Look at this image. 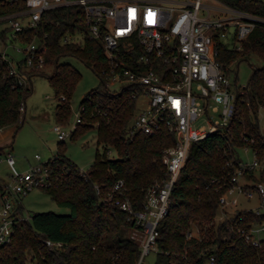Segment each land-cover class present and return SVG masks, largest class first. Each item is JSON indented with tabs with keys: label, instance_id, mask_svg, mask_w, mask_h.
Segmentation results:
<instances>
[{
	"label": "trees",
	"instance_id": "16d2710c",
	"mask_svg": "<svg viewBox=\"0 0 264 264\" xmlns=\"http://www.w3.org/2000/svg\"><path fill=\"white\" fill-rule=\"evenodd\" d=\"M223 1L264 17V0ZM22 7V0H0V12ZM84 26L80 5L57 7L43 13L41 26L29 30L26 39L37 37L45 41L44 66H52L48 78L59 99L55 119L62 127L69 123L70 99L80 73L70 63L60 62V58L75 56L99 73L98 88L80 101L84 106L82 121L70 136L75 139L96 129L97 144L105 149L102 153L97 150L90 167L82 171L66 155L61 140L48 159L51 184L42 188L70 212L36 211L17 222L11 240L0 247V264H135L140 255L139 242L131 238L133 221L103 198L118 179H123L134 207H142L147 188L167 178L162 155L175 142V136L164 127L153 134L127 135L136 99L128 85L119 90L109 88L101 72L110 61L102 43L90 39ZM77 33L81 37L64 40L66 35ZM217 49V59L226 74H234L235 83L241 60L253 57L259 64H252L245 91L238 93L228 125L192 143L172 188L169 213L159 224L155 264H264V237L259 245H253L236 231L237 226L249 230L264 222V212L239 209L216 220L219 197L231 186L232 174L241 161L237 155L239 147L251 148L259 162V167L245 171L246 178L264 182V134L258 118L259 109L264 108V24L249 32L241 48L230 47L218 39ZM0 68L6 72L2 61ZM28 73L33 76L45 72L38 68ZM32 91V78L20 85L7 73L0 74V129L14 126L16 132L21 127L26 100ZM108 147L116 150V157L108 155ZM95 185L99 186V193ZM7 193L8 188L0 182V198ZM18 210L24 214L22 204H18ZM193 227L198 229L199 238H187V231ZM47 239L62 244L48 247Z\"/></svg>",
	"mask_w": 264,
	"mask_h": 264
},
{
	"label": "built area",
	"instance_id": "2783aa9c",
	"mask_svg": "<svg viewBox=\"0 0 264 264\" xmlns=\"http://www.w3.org/2000/svg\"><path fill=\"white\" fill-rule=\"evenodd\" d=\"M22 1L24 7L0 12V23L7 22V26L0 29V61L6 67V72L0 68V74L7 73L17 84H27L32 78L28 72L44 67L46 50L45 41L37 37L28 40L27 32L41 26L45 11L80 5L85 34L102 43L110 61L101 75L106 76L108 86L117 84L113 90L128 85L131 96L136 99L127 135L153 134L164 127L175 136V142L167 146L162 155L167 178L147 188L142 207H134L123 179H118L103 198L126 212L133 221L131 238L140 244L135 264H142L144 256L156 248L159 224L169 213L172 188L181 175L192 143L223 130L234 114L238 93L245 91L246 84L238 85L223 70L217 59V40L222 39L230 47L239 49L249 32L256 25L264 24V17L240 10L223 0H212V3L205 0ZM79 37V33L66 35L64 40ZM83 109L84 106L79 105L69 133L82 121ZM217 111V117L210 114ZM204 115L206 124L195 125ZM54 129L60 140L68 134L60 124H55ZM3 154L10 181L4 183L8 193L0 198V247L11 240L15 224L29 217L18 210L22 197L32 188L46 187L52 181L48 160L21 170L10 151ZM35 158L39 161V154H35ZM257 167L255 153L252 162H238L231 186L219 197L221 213L224 214L228 206L238 204L239 194L248 199L257 195L259 206L253 210L264 212V182L241 181L246 178L245 171ZM95 188L99 193V186ZM196 230L194 227L188 230L187 238H199ZM236 231L253 245H259L264 237V222L249 230L237 226ZM61 244L46 240L48 247Z\"/></svg>",
	"mask_w": 264,
	"mask_h": 264
},
{
	"label": "rangeland",
	"instance_id": "374dc122",
	"mask_svg": "<svg viewBox=\"0 0 264 264\" xmlns=\"http://www.w3.org/2000/svg\"><path fill=\"white\" fill-rule=\"evenodd\" d=\"M212 3V0H205ZM7 26V22L0 23V29ZM62 63H70L80 73V79L76 85V88L70 99L71 116L69 123L63 126V129L67 131V136L63 139L66 155L76 163L80 170H87L95 158L96 151L100 153L104 151L102 144H97L96 129H91L84 135L78 136L72 139L70 136V129L75 121V113L78 110L80 101L83 96L89 91L98 88L100 84L99 73L86 65L79 58L66 55L60 58ZM252 64H259L255 58L248 60H241L238 64V85L247 84L250 74L252 72ZM44 74H34L32 76L33 91L26 100V109L24 113V121L21 127L14 133L15 128H12V132L9 142L3 145V149L10 150V152L16 158V166L23 170L38 162H45L49 158H52L55 154L61 140L58 138V133L54 129V125L57 124L55 119V107L58 102L55 89L50 83L48 75L51 73L52 66H44ZM231 79L234 81V74L230 73ZM117 84H110V89H115ZM221 109V106H219ZM218 111L213 114L214 117L218 116ZM259 124L262 133L264 134V108H260L258 111ZM207 122L206 115L196 120L195 125H204ZM14 134V135H13ZM0 148V182H9L10 174L9 167L4 160V150ZM110 157H116L117 152L114 148L108 147ZM35 154H39L40 160L35 158ZM238 157L243 161L250 163L254 159V153L251 148L239 147L237 149ZM256 197H258L256 195ZM256 197L252 201H256ZM242 204H239V208L243 206H249L248 198L244 194H240ZM22 205L24 207V215L29 216L36 211L53 210L60 214H67L70 209L65 206H61L57 201L47 193L41 187H34L22 197ZM236 211V210H235ZM232 208L224 209V214L218 211L216 220L223 219L224 217L235 212ZM194 230L197 232L196 228ZM157 249L152 248L147 253L142 264H155Z\"/></svg>",
	"mask_w": 264,
	"mask_h": 264
},
{
	"label": "crops",
	"instance_id": "0c3cea01",
	"mask_svg": "<svg viewBox=\"0 0 264 264\" xmlns=\"http://www.w3.org/2000/svg\"><path fill=\"white\" fill-rule=\"evenodd\" d=\"M12 128H15V127L14 126H8V127L3 128V129H0V147H2L3 145H5V144H7L9 142V138H10V136L12 134V132L10 130ZM14 132H15V130H14ZM3 150L5 152L10 151V150H5V149H3ZM241 181L242 182H247V181H251V180H249L247 178H245V179L242 178ZM3 183H5V182H3ZM237 197L239 199L238 204L237 205L228 206L227 209H229V208L231 209L232 208L234 211L235 210L237 211L239 209H256L259 206V199H258V197L254 196L253 198H250V199L247 200L249 202V204H250L249 206H243V207L239 208L238 207L239 204H242V201H241V198H240V194ZM255 197H256V201L252 203V201L254 200Z\"/></svg>",
	"mask_w": 264,
	"mask_h": 264
}]
</instances>
